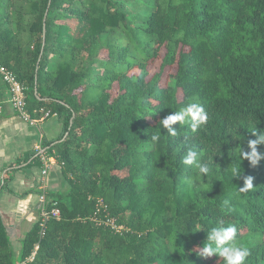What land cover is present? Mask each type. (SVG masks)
I'll return each mask as SVG.
<instances>
[{"label":"trees","instance_id":"obj_1","mask_svg":"<svg viewBox=\"0 0 264 264\" xmlns=\"http://www.w3.org/2000/svg\"><path fill=\"white\" fill-rule=\"evenodd\" d=\"M148 1L141 15L125 0H25L11 18L0 0V65L23 85L30 118L62 123L41 146L69 186L46 193L59 217L25 233L18 263L0 215V264H220L197 254L220 224L237 227L245 264H264V160L253 168L237 149L264 131V0ZM188 102L208 122L168 136L159 122ZM188 146L213 156L207 178L182 165ZM8 174L0 191L11 192ZM248 176L253 189L238 192Z\"/></svg>","mask_w":264,"mask_h":264},{"label":"crops","instance_id":"obj_2","mask_svg":"<svg viewBox=\"0 0 264 264\" xmlns=\"http://www.w3.org/2000/svg\"><path fill=\"white\" fill-rule=\"evenodd\" d=\"M62 132V123L56 116L47 119L20 118L9 103L7 88L0 83V184L4 176L11 177L8 188L0 191V215L7 228L10 243L21 241L40 217L37 182L41 166L31 163V154L43 140L57 139ZM46 177L48 193L65 194L69 189L62 177L60 166L52 157ZM18 162L16 170L10 165Z\"/></svg>","mask_w":264,"mask_h":264},{"label":"clouds","instance_id":"obj_3","mask_svg":"<svg viewBox=\"0 0 264 264\" xmlns=\"http://www.w3.org/2000/svg\"><path fill=\"white\" fill-rule=\"evenodd\" d=\"M208 113L198 103L188 102L185 106L181 107L178 111L172 112L159 122L160 129L166 131L170 137L177 136V126L188 124L192 132H196L208 122ZM176 126V127H174ZM252 135L256 138L248 141L249 151L238 149L239 161L247 160L251 167H256L261 160H264V153L258 152L257 147L264 145V131L258 135L256 129L251 131ZM160 137L152 135L151 140L153 143L158 142ZM181 163L196 171L199 179H205L210 173V166L213 164V156L204 160L201 156L200 150L188 146L184 151ZM239 167V166H238ZM240 175V168L238 174ZM191 185L192 179L188 180ZM253 189V177L248 176L243 181V187L238 192L247 193ZM221 208L228 212L231 211L230 201L224 199ZM197 254L201 258H210L216 256L219 258L220 264H245L247 258L250 256L249 248L238 240L237 227L235 225L224 226L223 224L212 227L207 235L203 245L198 248Z\"/></svg>","mask_w":264,"mask_h":264},{"label":"built area","instance_id":"obj_4","mask_svg":"<svg viewBox=\"0 0 264 264\" xmlns=\"http://www.w3.org/2000/svg\"><path fill=\"white\" fill-rule=\"evenodd\" d=\"M0 83H2L6 88L7 92L9 94V103L12 107V109L15 111V113L22 118L23 120L31 122V118L27 114V112L24 110L25 108V94H24V87L23 85L17 80V78L14 76V74L8 70L6 67L0 65ZM51 116H56V114L50 115L49 112L43 113V115L40 117V120L47 119ZM38 155L40 162L42 164V168L40 169V177L37 182V190H38V203L40 206V227L43 229L45 223L50 218H58L59 217V211L55 208V204L52 205V209L50 211H47L46 205H47V199H46V193H47V174L49 169V159L46 155L45 150L42 148L41 144L36 148L35 150ZM99 209H102L103 211L106 209V206L103 204V202L99 201ZM99 212V210H97ZM103 224L106 226H109L113 231L116 233H120L122 228L118 227L114 224V220L107 216L104 220H102ZM35 255V252H32L28 260L33 258ZM21 264H24L22 262Z\"/></svg>","mask_w":264,"mask_h":264},{"label":"rangeland","instance_id":"obj_5","mask_svg":"<svg viewBox=\"0 0 264 264\" xmlns=\"http://www.w3.org/2000/svg\"><path fill=\"white\" fill-rule=\"evenodd\" d=\"M8 2L7 5V12H9L11 18H15V12L19 9L20 6L24 4L25 0H6ZM126 4V10L129 13H139L141 15H147L150 12V7H152L151 1L148 0H125ZM26 20H29V17L25 18ZM20 41H22L23 46L30 47L31 45V39L28 36V34L23 33L19 36ZM142 41H145L142 39ZM129 51L132 54H135L138 56L137 53H135V50L132 46L129 47ZM158 62L154 64L152 67V72H157L158 71ZM259 238H256L255 243L259 242ZM12 246V251L14 255V261L18 263L20 261V251H21V246L18 243H11Z\"/></svg>","mask_w":264,"mask_h":264}]
</instances>
